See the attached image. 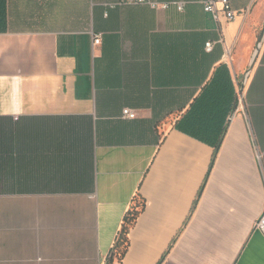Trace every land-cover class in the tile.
<instances>
[{
	"label": "crops",
	"instance_id": "1",
	"mask_svg": "<svg viewBox=\"0 0 264 264\" xmlns=\"http://www.w3.org/2000/svg\"><path fill=\"white\" fill-rule=\"evenodd\" d=\"M118 1L0 0V264H264V0Z\"/></svg>",
	"mask_w": 264,
	"mask_h": 264
},
{
	"label": "built area",
	"instance_id": "2",
	"mask_svg": "<svg viewBox=\"0 0 264 264\" xmlns=\"http://www.w3.org/2000/svg\"><path fill=\"white\" fill-rule=\"evenodd\" d=\"M218 3H221L223 6L224 11L226 12V16L228 20H233L236 17V12L232 10L231 4L229 0H205L204 2V9L206 12L212 13L216 18H218ZM117 4H147L150 7L159 10L163 9L166 10L170 8L172 5H176L179 10H184V2L182 1H167V2H161L157 0H119ZM101 42V34L95 35V44H99ZM259 43V47H260ZM206 47L208 50H212L213 48V42H208L206 44ZM250 71L246 73L245 76V82L247 81L249 77ZM241 90V88H240ZM239 90L238 97H239V103L243 102V92L241 93ZM123 114L127 118H136L137 112L135 110H131L130 108H125L123 110ZM255 228L259 231H261L264 234V210L262 212L261 217L257 220ZM120 235V232H119ZM106 264V262H105Z\"/></svg>",
	"mask_w": 264,
	"mask_h": 264
},
{
	"label": "trees",
	"instance_id": "3",
	"mask_svg": "<svg viewBox=\"0 0 264 264\" xmlns=\"http://www.w3.org/2000/svg\"><path fill=\"white\" fill-rule=\"evenodd\" d=\"M137 214H138V211L132 212L131 216L129 217V219L127 218V221L125 222L124 227H123V229L120 232L119 240H118V243H117V246H119L118 247L119 248L118 249V256H119V258H122L125 255V252H126L127 247H128V232H129V226L135 220ZM111 262H112V260L110 261V263Z\"/></svg>",
	"mask_w": 264,
	"mask_h": 264
},
{
	"label": "water",
	"instance_id": "4",
	"mask_svg": "<svg viewBox=\"0 0 264 264\" xmlns=\"http://www.w3.org/2000/svg\"><path fill=\"white\" fill-rule=\"evenodd\" d=\"M262 39H263V35L260 38V42H259L260 44H261ZM243 90H244V88L242 87L241 90H240V92L242 93ZM238 107H239V97L236 98V101L234 103V106H233V110H232L230 119L233 118V116H234L235 112L237 111Z\"/></svg>",
	"mask_w": 264,
	"mask_h": 264
}]
</instances>
